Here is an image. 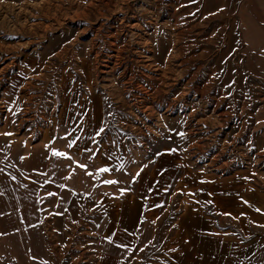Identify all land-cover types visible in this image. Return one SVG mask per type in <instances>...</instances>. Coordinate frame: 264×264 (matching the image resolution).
Returning a JSON list of instances; mask_svg holds the SVG:
<instances>
[{"label": "rangeland", "instance_id": "1", "mask_svg": "<svg viewBox=\"0 0 264 264\" xmlns=\"http://www.w3.org/2000/svg\"><path fill=\"white\" fill-rule=\"evenodd\" d=\"M66 81L102 115L103 139L150 159L172 148L209 180L264 188V0H0V264L97 262L92 199L62 212L37 187L48 221L33 227L7 184L60 113Z\"/></svg>", "mask_w": 264, "mask_h": 264}, {"label": "crops", "instance_id": "2", "mask_svg": "<svg viewBox=\"0 0 264 264\" xmlns=\"http://www.w3.org/2000/svg\"><path fill=\"white\" fill-rule=\"evenodd\" d=\"M22 74L13 76L9 95L18 96ZM64 85L60 113L45 125L31 162L7 168L19 221H48L46 206L31 200L44 188L60 196L62 212H71L76 197L92 199L99 215L95 264H128L150 248L164 264H264V188L238 176L211 181L172 148L150 159L145 150L103 139L102 115Z\"/></svg>", "mask_w": 264, "mask_h": 264}, {"label": "snow or ice", "instance_id": "3", "mask_svg": "<svg viewBox=\"0 0 264 264\" xmlns=\"http://www.w3.org/2000/svg\"><path fill=\"white\" fill-rule=\"evenodd\" d=\"M104 130L103 129H100V132H103ZM97 134H99V133H97ZM6 135H8V134H6ZM75 143V141H72V142H70L69 143V147H72V145ZM52 155L53 156H57V157H65V158H67V159H71V157L70 156H67V154L66 153H63V152H59V151H56V150H53V152H52ZM79 167H81V168H84V169H86L87 168V166L86 165H78ZM99 172H101V173H103V172H108V171H110L108 168H101V169H99L98 170ZM88 175H92V173H87ZM105 183H108V184H114V183H117V181H112V180H108V181H105ZM49 195H54L53 193H49ZM257 211H259V209H257Z\"/></svg>", "mask_w": 264, "mask_h": 264}, {"label": "bare ground", "instance_id": "4", "mask_svg": "<svg viewBox=\"0 0 264 264\" xmlns=\"http://www.w3.org/2000/svg\"><path fill=\"white\" fill-rule=\"evenodd\" d=\"M19 98H17V100H18ZM27 120V119H26ZM20 124H22V123H20Z\"/></svg>", "mask_w": 264, "mask_h": 264}]
</instances>
